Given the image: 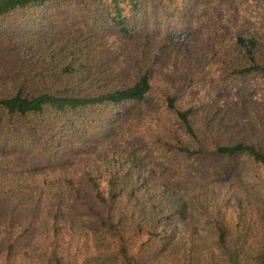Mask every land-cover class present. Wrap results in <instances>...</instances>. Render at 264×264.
<instances>
[{
    "label": "trees",
    "instance_id": "obj_1",
    "mask_svg": "<svg viewBox=\"0 0 264 264\" xmlns=\"http://www.w3.org/2000/svg\"><path fill=\"white\" fill-rule=\"evenodd\" d=\"M0 264H264V0H0Z\"/></svg>",
    "mask_w": 264,
    "mask_h": 264
},
{
    "label": "rangeland",
    "instance_id": "obj_2",
    "mask_svg": "<svg viewBox=\"0 0 264 264\" xmlns=\"http://www.w3.org/2000/svg\"><path fill=\"white\" fill-rule=\"evenodd\" d=\"M173 42H175L176 44H180L182 46V48H184V50H190L191 47H193V41H189L187 39H185V35L184 34H178L175 36V38L173 39ZM189 45V47H188Z\"/></svg>",
    "mask_w": 264,
    "mask_h": 264
}]
</instances>
